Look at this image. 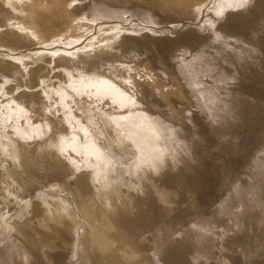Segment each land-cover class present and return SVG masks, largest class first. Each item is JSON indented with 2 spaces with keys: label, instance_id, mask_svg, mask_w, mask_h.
I'll list each match as a JSON object with an SVG mask.
<instances>
[{
  "label": "rangeland",
  "instance_id": "374dc122",
  "mask_svg": "<svg viewBox=\"0 0 264 264\" xmlns=\"http://www.w3.org/2000/svg\"><path fill=\"white\" fill-rule=\"evenodd\" d=\"M78 77L129 97L65 98L88 164L55 145ZM7 103L50 129L0 126V264H264V0H0Z\"/></svg>",
  "mask_w": 264,
  "mask_h": 264
},
{
  "label": "bare ground",
  "instance_id": "6f19581e",
  "mask_svg": "<svg viewBox=\"0 0 264 264\" xmlns=\"http://www.w3.org/2000/svg\"><path fill=\"white\" fill-rule=\"evenodd\" d=\"M25 1V0H24ZM23 10V9H22ZM21 10V11H22ZM30 12V11H29ZM26 14V13H25ZM24 14V15H25ZM33 26V24H32ZM34 31V30H33ZM26 34V33H25ZM34 34V33H33ZM32 38V37H30ZM38 38V37H37ZM38 40V39H37ZM59 51V50H58ZM64 51V50H62ZM54 52V51H53ZM60 52V51H59ZM55 53V52H54ZM66 53V52H65ZM69 75V74H68ZM78 75V74H77ZM83 77H78L77 79H73L69 82V85L66 86V88H61V86L59 88H55L56 90H53L54 93H57V95L59 96V103H60V106L61 108L63 109V115H64V120L71 125V136H61V138L57 141V144L56 145V148L58 149V152L59 150L60 151H63L64 153L66 152L69 156L73 153L75 155H78L80 159L84 158L86 164H88V161L90 159L91 161V158L90 157H93L95 159H102V155L100 154V148L97 146V144L95 143V140H94V136L92 135L91 136V133L88 134V127L86 125H82L80 122H75L73 124L72 122V119L74 120L76 118V116L69 110V106L67 104V101L65 100L66 97H68L70 94H71V91H73V93H81L83 91H85L86 89H93L92 90V94H91V97H95V96H98L99 98L101 96H104V95H108L110 96L113 100L114 99H119L121 100V104L120 105H123L124 103V98H129L127 96H123L124 94H122L121 90H119L117 87H115L112 82L106 78H103V77H99V78H87V79H82ZM68 87V88H67ZM89 92V91H87ZM78 94V95H79ZM80 94V96H81ZM85 94V93H84ZM87 95H89L87 93ZM105 96V97H106ZM107 96V97H108ZM70 97V96H69ZM104 97V99H105ZM67 99V98H66ZM68 100V99H67ZM100 100V99H99ZM11 104V103H10ZM125 104V103H124ZM128 105V103H127ZM17 106V105H16ZM64 107H68L67 109V112L64 111ZM79 108V107H78ZM88 109V108H87ZM26 111V110H25ZM91 111V109H90ZM89 111V112H90ZM101 112V111H100ZM26 113V112H25ZM24 113V108H20L19 106L15 107L14 109L12 108V106H9V104L7 103L6 105H0V126L1 125H7V127H10L11 129H13V132L16 133V136L18 135L22 140V138H36V136H39L40 135L43 137H45L47 135V130L50 129V126H49V123L47 122H41V123H38V124H33L29 122V118L30 116H27L28 113L25 114ZM83 113V112H82ZM93 113V112H92ZM85 114V113H83ZM127 115H125L123 118L122 116H119V115H115V116H111V119L113 122L114 125H119L118 128H121V129H124L126 128L125 126H123V124H126L125 122H127L129 124V133H128V136L127 138H132V142L135 144V146L137 145V147L140 145L142 146L143 144H145L146 142V139H143L142 137L138 136L137 134V125H141V124H144L145 122H148V119L145 115L141 114V113H131V114H128L126 113ZM30 115V114H29ZM87 115H90V114H87ZM97 117H98V114H96ZM95 116V115H94ZM24 117V118H23ZM63 117V116H62ZM88 118V116H86ZM85 117V118H86ZM90 117V116H89ZM101 117L102 119V116H99ZM109 117V116H107ZM107 117L104 119L106 120ZM25 119L26 120V126H23V124L20 122V119ZM95 118V117H93ZM104 118V117H103ZM90 120V118H88ZM24 120V121H25ZM63 120V121H64ZM77 120V119H76ZM88 120V121H89ZM46 121V120H45ZM87 121V119H86ZM94 122V120H92ZM125 121V122H124ZM110 122V120L108 121ZM106 123L107 125L110 124V123ZM88 123V122H87ZM104 123V122H103ZM149 123V122H148ZM91 124V122H90ZM90 124H88L90 126ZM92 125H94L92 123ZM91 125V126H92ZM105 125V124H104ZM139 125V126H140ZM127 126V124H126ZM2 127V126H1ZM0 127V128H1ZM136 127V128H135ZM2 129V128H1ZM95 129V128H94ZM128 128H126L127 130ZM149 130H153L152 128L148 127ZM94 131V130H93ZM92 131V132H93ZM100 133H101V130H99ZM123 131V130H122ZM125 132V131H124ZM138 132L140 133L141 131L138 130ZM94 134L95 136L97 135L94 131ZM120 135V133H118ZM117 134V135H118ZM124 134V133H123ZM85 137L84 140H82V137ZM104 135V133H103ZM136 135V138L135 136ZM59 137V136H58ZM97 137V136H96ZM104 137V136H103ZM125 137V136H124ZM148 137V136H146ZM101 138H102V135H101ZM126 138V137H125ZM42 138L40 137V140ZM17 140H18V137H17ZM29 140V139H28ZM97 140V139H96ZM26 141V140H25ZM22 142V141H21ZM49 142V140H48ZM51 143V142H50ZM49 143V144H50ZM53 144V143H52ZM0 146H3L2 144V141H1V138H0ZM101 146V145H100ZM150 146V145H149ZM102 147V146H101ZM138 147V148H139ZM152 146L148 147V148H151ZM104 148V147H103ZM103 150V149H102ZM105 151V150H104ZM4 152V151H3ZM143 152L144 154H146V150L145 148L143 147V149H140V152L141 153ZM1 153V152H0ZM5 153V152H4ZM63 153V154H64ZM65 153V154H66ZM142 154V156L144 155ZM160 154V153H159ZM159 154H155V155H159ZM104 157V155H103ZM108 157V156H107ZM139 157V156H138ZM92 158V159H93ZM141 158V156H140ZM70 159V158H69ZM107 159V158H105ZM71 160L74 161V158H71ZM108 160V159H107ZM105 161V160H104ZM82 162V161H81ZM110 162V160L108 161ZM80 163L79 160H75L72 164L74 165V167L77 166V164ZM112 164V162H111ZM109 163V165H111ZM117 164V163H116ZM119 164V163H118ZM90 165V164H89ZM104 165V164H103ZM94 166V165H92ZM88 167V166H87ZM107 169L110 168V166H106ZM114 167V166H113ZM115 167H118V165H116ZM97 168V167H96ZM129 168V167H128ZM112 168H110V171H111ZM106 170V169H105ZM119 171V170H118ZM95 172V171H94ZM98 172V171H97ZM129 172V171H128ZM96 173V172H95ZM111 173V172H110ZM115 173H118L116 172L115 170ZM127 173V172H125ZM99 174V172H98ZM107 174V173H106ZM105 175V174H104ZM108 175V174H107ZM113 175V174H112ZM100 176V175H99ZM118 177V176H117ZM115 178V177H113ZM122 180V179H121ZM114 185V184H113ZM120 185V184H119ZM61 202V201H60ZM63 203V202H62ZM61 204V203H60ZM63 205V204H62ZM64 206V205H63ZM66 208V206H64ZM76 224V223H75ZM92 230V229H91ZM95 232V231H94ZM96 235V234H95Z\"/></svg>",
  "mask_w": 264,
  "mask_h": 264
},
{
  "label": "snow or ice",
  "instance_id": "6c2138e0",
  "mask_svg": "<svg viewBox=\"0 0 264 264\" xmlns=\"http://www.w3.org/2000/svg\"><path fill=\"white\" fill-rule=\"evenodd\" d=\"M229 6H232V5H229ZM217 14L219 15V12Z\"/></svg>",
  "mask_w": 264,
  "mask_h": 264
}]
</instances>
